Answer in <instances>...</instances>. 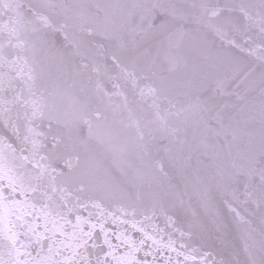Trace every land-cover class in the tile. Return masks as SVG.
Masks as SVG:
<instances>
[{
  "label": "snow or ice",
  "instance_id": "1",
  "mask_svg": "<svg viewBox=\"0 0 264 264\" xmlns=\"http://www.w3.org/2000/svg\"><path fill=\"white\" fill-rule=\"evenodd\" d=\"M0 264H264V0H0Z\"/></svg>",
  "mask_w": 264,
  "mask_h": 264
}]
</instances>
